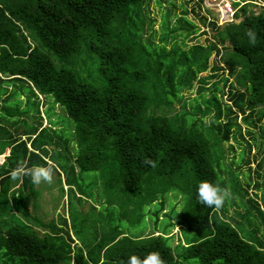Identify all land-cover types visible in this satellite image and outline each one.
I'll return each mask as SVG.
<instances>
[{
    "label": "trees",
    "instance_id": "16d2710c",
    "mask_svg": "<svg viewBox=\"0 0 264 264\" xmlns=\"http://www.w3.org/2000/svg\"><path fill=\"white\" fill-rule=\"evenodd\" d=\"M257 1L234 0L233 20L220 25L206 0H182L180 14L176 0H0V84L23 96L0 103V155L8 151L0 164V264H121L153 250L166 264H264V207L247 195L253 186L264 201V157L243 187L223 147L233 150L227 144L241 123L264 118V0ZM206 71L186 106L181 91ZM218 71L223 76L205 97L204 84ZM55 105L62 113L51 120ZM48 160L57 165L52 183L10 177L20 161ZM87 171L99 172L107 206L85 218L91 227L83 236L54 208L51 191L63 176L67 193L89 197ZM203 180L229 190L221 209L200 203ZM169 195L168 221L156 230ZM145 207L152 231L127 233L125 224H139ZM251 210L260 227L247 221ZM175 226L190 234L168 235Z\"/></svg>",
    "mask_w": 264,
    "mask_h": 264
},
{
    "label": "rangeland",
    "instance_id": "374dc122",
    "mask_svg": "<svg viewBox=\"0 0 264 264\" xmlns=\"http://www.w3.org/2000/svg\"><path fill=\"white\" fill-rule=\"evenodd\" d=\"M170 1V0H169ZM260 1V0H258ZM257 1V3H259ZM182 0H176V13L180 14V4H181ZM232 2L233 0H206V3L209 6V11H211L213 13V15H215L217 22L221 23L220 25H223L225 23V19L223 18L224 15H226L227 12L226 9L228 7L233 8L232 6ZM259 5V4H258ZM262 5V4H260ZM151 10V15L154 17L155 19V23H154V27L156 28V30H158L159 28V12H158V8L155 7L153 4L150 7ZM253 10L255 12L258 11V8H253ZM189 17L191 18V14H189ZM233 17V16H232ZM232 17H228V19L232 18ZM192 20L194 18H191ZM195 20V19H194ZM205 27H201V29H204ZM205 35H201L199 37V41H203ZM189 43H191V41H188ZM213 55L211 56V59H213ZM207 74H211L209 71L203 72L201 74L198 75L197 79L193 81V86L190 89H184L181 91V95L183 97H185L187 99V105L189 102L194 103V98L198 97V92L196 90L197 86L199 85V82L201 81V79L203 80L204 76ZM222 73L220 71H218L217 73H213V75H209V78L207 79V83L204 84V86L208 89V87H211L213 84H216L220 78H222ZM199 78V79H198ZM202 84V83H201ZM222 82L219 83V86L221 85ZM1 88H0V103L2 104V102H4V99H13V98H17L19 97L20 99H23V96H20L19 94H12L11 90L14 89V87L9 84V83H1L0 84ZM203 90L202 93L204 94L205 97L208 96L209 93V89L207 90ZM15 90V89H14ZM42 99V97L40 98ZM176 108L180 107L179 103H175L174 104ZM47 105H45L44 103H40L39 104V112H40V116L42 119V125H45L47 122V118H46V114L44 113V109L46 108ZM52 114H51V120H55V114L57 113H62V110L57 106H52ZM264 117V116H263ZM204 122L207 121V116H205L203 118ZM240 120V116L237 117V122L239 123ZM68 123H64L66 125H70ZM241 126V131H240V135L236 132L234 133V138H231L228 142L227 145H232L233 146V150L230 147H227L226 144H224L223 147L227 148V158L225 159V163L226 165L230 164L232 166V169L236 170L235 173H233L234 176H238L239 179V183L241 184V186L246 187V185L249 182V177H253L254 176V171L255 169H257V165L262 161L263 157H264V118H261L260 122H257L255 124V126H246L243 123L240 124ZM56 128H63L62 125L60 124H56L55 126ZM66 127V126H65ZM68 127H66L67 129ZM70 148L72 149L74 147V143L70 142ZM249 149V150H247ZM8 151L5 152V154H7ZM0 155V164L3 162L4 160V155ZM242 155H243V159H242ZM241 159V160H240ZM245 159H248L249 162L246 163ZM244 160V161H243ZM62 175V174H61ZM82 178L84 179V182L82 183L84 188H85V192L84 194H89V197H85V196H81L82 199L77 198L78 194V190L76 188H74V193L69 192L67 193V191L65 190V188H67V186H65V183H63V176H61V189L60 185L57 186L56 188H54L53 192L51 191V193L53 195H55V201L56 203L53 205L55 206L54 208H57V211L61 212V216L64 217V215L66 217H68V215H70V218H74L75 219V224H76V228H80V234L82 233L83 236H88L90 235V221H87L85 218H91V216L97 215V212H101L102 210H104L103 208H105L107 205L104 202L105 198L103 197V193H102V187H101V179L99 176V172L96 171H87L84 172L82 175ZM261 181V180H260ZM56 182V180L54 181ZM90 182V185H89ZM88 185V186H87ZM62 187L64 188V190L62 189ZM43 188V187H41ZM47 189V187H46ZM93 193H95V190L98 191L100 196V200H102V203H99L98 199L95 198V195L93 197H91V194L89 191H91ZM50 192V190H49ZM248 192V196L249 198H253L255 199L257 202H259L260 206L264 207V201L260 198V190L259 189H255L253 186L251 188L247 189ZM254 192L257 193V198L254 197ZM172 195V193H171ZM244 195V199H246L248 196ZM50 196H52L50 194ZM60 197H61V202H60ZM91 197V198H90ZM170 197V198H169ZM169 200L167 201V206L164 207V210L162 212L159 213L158 216V222L156 224V230H160L162 228V226L168 221L167 217L164 216V212H168L169 213V207L172 205V203L170 202L171 200V196L169 195ZM236 199L238 198L237 196H234ZM52 198V197H51ZM176 199H178L177 201L179 202V197L175 198L174 200H172V202H175ZM228 199V198H227ZM52 200H54L52 198ZM176 201V202H177ZM95 204H94V203ZM96 206V208H94L92 210V206ZM130 207V205H129ZM243 207V206H242ZM53 208V209H54ZM181 209V205L177 204L176 205V211H179ZM90 212H89V211ZM234 207L227 205V212L226 215H228V217L234 218ZM46 218L49 219V217L47 216ZM240 220L244 223H246L244 218L239 217ZM247 221L251 224V226H253V224H259L260 227V220L257 216V214L254 212V210H251L249 213V217L246 218ZM27 221H25V223L29 224V222H31L32 224H34V222L32 220H29L28 218L26 219ZM170 220V219H169ZM68 221H69V217H68ZM127 226V233L132 234L133 236H138V235H145L149 232L152 231L153 229V224H152V217L151 215L148 213V207L144 208V216L143 219H141L140 223L137 225H133L130 226L127 223L125 224ZM179 226H175L171 230V232H169L168 235L170 234H174L175 236H177V233H188L190 234V232L187 229H180ZM168 231V230H167ZM176 233V234H175ZM261 238H264V234L261 233ZM178 241V239H171L172 243H176Z\"/></svg>",
    "mask_w": 264,
    "mask_h": 264
},
{
    "label": "clouds",
    "instance_id": "9594fccd",
    "mask_svg": "<svg viewBox=\"0 0 264 264\" xmlns=\"http://www.w3.org/2000/svg\"><path fill=\"white\" fill-rule=\"evenodd\" d=\"M246 35L249 43L255 45L257 40L256 32L250 28ZM144 164L153 168L156 167V162L150 158H146ZM56 168L57 165L51 160L47 161V166L33 165L31 167L28 166L27 161H20L10 172V177L13 180H19L27 176L30 177L34 185H40L42 182L52 183ZM197 196L203 205L219 210L228 198L229 190L222 188L218 183L214 184L208 180H203L198 184ZM121 264H166V261L162 258L159 251L153 250L144 255L143 258L137 254H131L126 261L122 260Z\"/></svg>",
    "mask_w": 264,
    "mask_h": 264
},
{
    "label": "built area",
    "instance_id": "2783aa9c",
    "mask_svg": "<svg viewBox=\"0 0 264 264\" xmlns=\"http://www.w3.org/2000/svg\"><path fill=\"white\" fill-rule=\"evenodd\" d=\"M234 1V0H233ZM234 8V7H233ZM234 11H235V8L234 9H232V8H230V7H228L227 9H226V11L225 12H227L226 13V15H224V21H225V23H227V22H229V21H232L233 20V13H234ZM228 17H232L231 19L229 18L228 19ZM219 23V22H218ZM219 24H221V23H219Z\"/></svg>",
    "mask_w": 264,
    "mask_h": 264
}]
</instances>
